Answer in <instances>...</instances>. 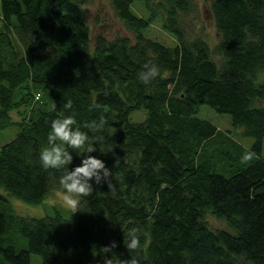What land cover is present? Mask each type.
Masks as SVG:
<instances>
[{
  "label": "trees",
  "instance_id": "trees-1",
  "mask_svg": "<svg viewBox=\"0 0 264 264\" xmlns=\"http://www.w3.org/2000/svg\"><path fill=\"white\" fill-rule=\"evenodd\" d=\"M110 3L134 41L99 34L92 47L81 0H0V131L17 128L0 144V264H30L31 253L42 264H236L237 256L264 264V0H211L213 46L185 35L180 15L194 0ZM154 20L169 44L148 35ZM147 62L160 75L145 84ZM200 104L228 113L251 142L196 115ZM140 108L143 118L130 120ZM73 113L76 127L100 139L95 152L68 149V170L94 156L111 170V187L90 181L75 213L54 205L17 214L8 195L40 203L63 191L65 169L45 170L40 153L51 121ZM101 116L103 130L83 127ZM246 150L258 157L250 164L241 163ZM205 211L235 233L211 229ZM133 227L141 247L129 251Z\"/></svg>",
  "mask_w": 264,
  "mask_h": 264
},
{
  "label": "rangeland",
  "instance_id": "rangeland-1",
  "mask_svg": "<svg viewBox=\"0 0 264 264\" xmlns=\"http://www.w3.org/2000/svg\"><path fill=\"white\" fill-rule=\"evenodd\" d=\"M211 0H194V7L190 13L181 14L180 18L185 30V35L189 38L200 36L207 41L211 46L217 42L219 34L215 28L214 20L212 18L209 3ZM81 6L85 10V19L89 30L90 44L93 47L95 38L101 34L108 39L117 35L129 36L131 41H134V36L123 23V21L116 15L110 0H81ZM132 9L140 16L147 15L148 11L143 7L140 1H134L131 4ZM151 29L148 35L156 37L160 41L169 44L167 38L169 35L163 31L160 22L154 20L151 24ZM196 115L202 118L211 120L216 126L222 130L230 129L231 135L240 142L249 144L252 140L248 136L237 135L238 129H233L230 123L228 113L218 112L206 104H200ZM15 119L16 114L12 112ZM144 116L142 108L132 111L129 115L130 120L138 121ZM16 126L11 125L3 132L0 131V144L9 140L16 131ZM237 131V134H236ZM264 147V141H263ZM65 193L61 190H51L40 203H28L14 196L8 195L7 198L12 208L17 214L28 216H41L52 210V207L60 206L65 210H70L64 202ZM203 219L206 224L213 230L224 229L229 232L235 233V229L227 223L226 220L215 216L210 211L203 213ZM249 263V261H248ZM243 257H236V264H248ZM30 264H42L40 256L36 253L30 254Z\"/></svg>",
  "mask_w": 264,
  "mask_h": 264
},
{
  "label": "clouds",
  "instance_id": "clouds-1",
  "mask_svg": "<svg viewBox=\"0 0 264 264\" xmlns=\"http://www.w3.org/2000/svg\"><path fill=\"white\" fill-rule=\"evenodd\" d=\"M160 75L159 67L152 62H147L144 65V71L140 73L139 79L148 84ZM98 107L92 105L90 110ZM55 108V103L53 104ZM63 108L71 110L73 103L67 100ZM107 120L101 116L99 121L92 120L86 122L83 127L90 129L93 132L103 130ZM77 121L74 113L72 115L57 118L51 121V131L48 135V147H45L40 153V161L42 167L47 169H65L64 175L59 179V184L62 187L65 195L64 202L75 213L79 211L81 197L90 196L93 193V186L90 181L94 180L97 185L102 181L107 182L108 187H111V170L105 166L104 161L91 155H85L79 166L69 171L67 165L72 162V155L68 149L81 150V153L87 154L97 151L94 146L99 137L90 138L88 134L76 127ZM59 142V143H58ZM65 145L67 147H65ZM258 157L253 151L246 150L241 156L242 164H250ZM138 229L133 227L129 229L128 242L125 244L129 251H135L141 247V242L138 236ZM116 247V242L112 241L110 245L105 246L104 252H110ZM103 264H112L111 258H105ZM127 264V262H126ZM130 264H138L136 259H131Z\"/></svg>",
  "mask_w": 264,
  "mask_h": 264
}]
</instances>
